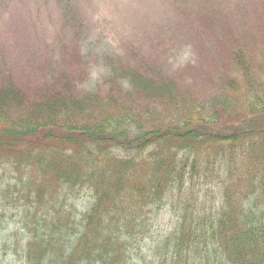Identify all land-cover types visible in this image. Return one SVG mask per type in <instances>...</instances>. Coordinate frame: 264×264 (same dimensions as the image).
Here are the masks:
<instances>
[{"label": "trees", "instance_id": "trees-1", "mask_svg": "<svg viewBox=\"0 0 264 264\" xmlns=\"http://www.w3.org/2000/svg\"><path fill=\"white\" fill-rule=\"evenodd\" d=\"M6 90L0 163L10 164L4 176L13 173L0 189L25 199L13 201L23 226L4 242L16 245L8 240L24 233L15 263L264 264L259 113L237 132L161 123L132 134L126 115L106 111L67 124L60 114L69 104L59 98L41 103L45 117L36 110L23 121L7 119ZM167 216V226L158 222Z\"/></svg>", "mask_w": 264, "mask_h": 264}, {"label": "rangeland", "instance_id": "rangeland-1", "mask_svg": "<svg viewBox=\"0 0 264 264\" xmlns=\"http://www.w3.org/2000/svg\"><path fill=\"white\" fill-rule=\"evenodd\" d=\"M0 89L16 121L59 98L67 124L106 111L126 115L132 134L161 123L235 130L264 117V0H0ZM19 196L0 189V264L22 252L23 232L4 247L23 226Z\"/></svg>", "mask_w": 264, "mask_h": 264}]
</instances>
